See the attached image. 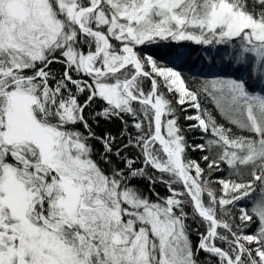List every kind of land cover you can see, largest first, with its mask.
Returning a JSON list of instances; mask_svg holds the SVG:
<instances>
[{
    "label": "snow or ice",
    "instance_id": "6c2138e0",
    "mask_svg": "<svg viewBox=\"0 0 264 264\" xmlns=\"http://www.w3.org/2000/svg\"><path fill=\"white\" fill-rule=\"evenodd\" d=\"M0 264H264V0H0Z\"/></svg>",
    "mask_w": 264,
    "mask_h": 264
}]
</instances>
